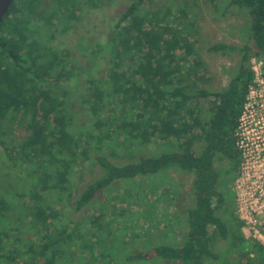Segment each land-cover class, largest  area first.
Returning a JSON list of instances; mask_svg holds the SVG:
<instances>
[{
	"label": "trees",
	"instance_id": "obj_1",
	"mask_svg": "<svg viewBox=\"0 0 264 264\" xmlns=\"http://www.w3.org/2000/svg\"><path fill=\"white\" fill-rule=\"evenodd\" d=\"M104 1L13 0L0 22V134L5 120L26 132L12 146L0 138V146L11 160L24 161L28 179L24 186L14 181L10 191L0 188V264H138L137 258L148 256L114 258L125 241L113 240V219L104 203L93 199L115 181H152L168 170L191 174V204L182 244L153 247L161 258L229 264L214 252L216 235L224 243L221 252L239 254L233 264H264V245L243 237L242 222L232 214L234 193L227 189L240 163L234 132L253 79L251 46L209 45L208 52H234L239 59L221 69L229 76L224 87H199L207 77L187 38L191 20L185 7L173 11L163 5L174 0H131L114 25L109 67L85 79L95 128L71 133L64 89L79 68L50 41L72 28L80 5L98 8ZM192 1L181 0L183 5ZM227 4L245 14V41H251L264 77V0ZM204 102L206 112L200 111ZM155 139L169 149L121 164L101 153L113 154L121 145L129 154ZM79 153L85 158L79 160ZM91 153L100 174L75 195L76 166ZM66 203L73 212L84 206L92 210L85 222H74L65 215Z\"/></svg>",
	"mask_w": 264,
	"mask_h": 264
},
{
	"label": "rangeland",
	"instance_id": "obj_2",
	"mask_svg": "<svg viewBox=\"0 0 264 264\" xmlns=\"http://www.w3.org/2000/svg\"><path fill=\"white\" fill-rule=\"evenodd\" d=\"M130 1L105 0L104 4L98 8L80 5L79 18L72 28L64 34L55 33L50 41V45L55 50L66 51L68 58L72 62H76L79 68L77 74L69 79L64 89L67 111L72 115V128L69 129L71 133L78 132L82 128H95L88 110V87L85 79L98 76L109 67L108 47L115 33L114 25L122 8ZM227 1L193 0L186 5H183L181 0L163 3L164 6H170L173 11L180 6L185 7L191 20L190 27L186 29L187 38L194 47L193 55L201 60L204 75L208 79L199 84V87H203V85L208 88L225 86L229 76L225 75L221 69L231 68L239 59V55L234 52L225 56L208 52L207 47L213 43L224 42L233 46H241L243 42H247L251 46L249 64L251 65L253 58L256 62L259 61L253 54L255 49L252 47L251 41H245L247 34L246 25L243 23L245 14L240 13L235 7L229 6ZM96 46L98 47L94 51ZM56 86L54 90H59V85ZM207 104V102H204V105L201 104L200 111L206 112L204 107ZM3 125L7 128L0 134V138L8 142L7 146H12L16 140L23 141L26 134L23 126L21 127L16 122L7 126L6 120L3 121ZM100 131L103 130L100 129ZM116 141L121 144L120 136ZM164 147L161 141L155 139L154 142L147 145L135 147L129 154L124 151V147L121 145L115 147L113 154L111 151L101 153L111 163L121 164L136 161L142 156L158 155L162 150L169 149L167 146ZM194 148L197 149L196 144ZM92 156L93 153L87 156V160L79 163L80 166H76L75 195L79 194L85 183L100 174V168ZM78 157L79 160L84 159L85 155L79 153ZM25 166L22 159L11 160L0 146V188L2 191L12 190L14 181H19L21 186L27 183V168ZM191 179V174L168 170L154 175L152 181L143 178H136L129 182L115 181L102 193L95 195L94 202L104 203L105 209L109 211V215L113 219L110 225L113 230V240L125 241V249L118 250L114 258L125 260L127 254L133 256L142 253L148 257L137 258L138 264H180L179 260L161 258L153 247L161 245L178 247L182 244L187 232L185 214L191 204L188 195ZM227 187L228 190L232 189L231 185ZM235 207L234 199L232 214L239 219ZM55 208L57 207L55 206ZM64 208H66L65 215L74 222H82L85 217H89L92 210L91 206H84L80 211L73 212L67 203ZM208 230L211 232L212 228ZM214 238L217 240L214 246L215 253L227 257L229 264L239 260L240 256L236 252H221L224 243L218 236L215 235ZM222 263L223 261H213L207 264Z\"/></svg>",
	"mask_w": 264,
	"mask_h": 264
},
{
	"label": "built area",
	"instance_id": "obj_3",
	"mask_svg": "<svg viewBox=\"0 0 264 264\" xmlns=\"http://www.w3.org/2000/svg\"><path fill=\"white\" fill-rule=\"evenodd\" d=\"M251 69L253 79L234 132L240 163L232 192L244 238L264 245V77L260 61L251 59Z\"/></svg>",
	"mask_w": 264,
	"mask_h": 264
},
{
	"label": "water",
	"instance_id": "obj_4",
	"mask_svg": "<svg viewBox=\"0 0 264 264\" xmlns=\"http://www.w3.org/2000/svg\"><path fill=\"white\" fill-rule=\"evenodd\" d=\"M12 2H13V0H0V22L3 19V17L5 16L8 8Z\"/></svg>",
	"mask_w": 264,
	"mask_h": 264
},
{
	"label": "flooded vegetation",
	"instance_id": "obj_5",
	"mask_svg": "<svg viewBox=\"0 0 264 264\" xmlns=\"http://www.w3.org/2000/svg\"><path fill=\"white\" fill-rule=\"evenodd\" d=\"M12 3H13V2H12ZM12 3H11V5H12ZM11 5L9 6L8 10L10 9ZM8 10H7V12H8ZM7 12H6V14H7ZM6 14H5V15H6ZM4 17H5V16H4ZM4 17H3V18H4ZM2 20H3V19H2ZM2 20H1V21H2Z\"/></svg>",
	"mask_w": 264,
	"mask_h": 264
},
{
	"label": "crops",
	"instance_id": "obj_6",
	"mask_svg": "<svg viewBox=\"0 0 264 264\" xmlns=\"http://www.w3.org/2000/svg\"><path fill=\"white\" fill-rule=\"evenodd\" d=\"M233 65H234V64H233ZM206 80H208V79H205V81H206ZM203 86H205V85H203ZM223 87H224V86H223ZM214 88H215V87H214ZM216 88H217V87H216Z\"/></svg>",
	"mask_w": 264,
	"mask_h": 264
}]
</instances>
